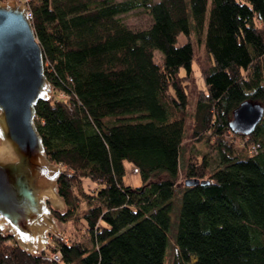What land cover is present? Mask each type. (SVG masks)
<instances>
[{
  "label": "trees",
  "instance_id": "obj_1",
  "mask_svg": "<svg viewBox=\"0 0 264 264\" xmlns=\"http://www.w3.org/2000/svg\"><path fill=\"white\" fill-rule=\"evenodd\" d=\"M24 4L52 88L36 102L34 122L62 168L65 209L53 215L77 220L89 244L61 233L54 261L0 234V264H163L171 229V264H264V0ZM136 7L150 16L145 28L119 16ZM192 32L202 41L198 59ZM193 59L203 86L188 105ZM243 100L263 106L247 134L228 126ZM195 142L202 153H190ZM124 160L141 184L122 181Z\"/></svg>",
  "mask_w": 264,
  "mask_h": 264
},
{
  "label": "water",
  "instance_id": "obj_2",
  "mask_svg": "<svg viewBox=\"0 0 264 264\" xmlns=\"http://www.w3.org/2000/svg\"><path fill=\"white\" fill-rule=\"evenodd\" d=\"M51 92L24 2L0 0V234L28 254L45 250L49 236L61 237L53 211L65 207L56 186L62 168L47 157L34 122L36 102ZM262 113L261 103L243 100L228 126L247 134Z\"/></svg>",
  "mask_w": 264,
  "mask_h": 264
},
{
  "label": "rangeland",
  "instance_id": "obj_3",
  "mask_svg": "<svg viewBox=\"0 0 264 264\" xmlns=\"http://www.w3.org/2000/svg\"><path fill=\"white\" fill-rule=\"evenodd\" d=\"M21 1L24 2V1H28V0H21ZM119 16H120L121 20L131 29L145 28L149 25V23L151 21L149 14L142 7H136V8L130 9L125 13H121ZM183 38L184 37L181 34L179 36V40L181 41ZM190 39L193 41V45H195V48H196L195 58L198 59L202 55H204V52L202 50V41L200 39L196 40V36L193 32L191 33ZM202 86H203V80H202V77L199 73L197 62L195 59H193L192 63H191V79L189 81L188 87L186 88L188 105H192L197 89L202 87ZM51 94H52V92H51ZM227 134H228L227 137L228 138L230 137L229 139H231V140L232 139L236 140L240 137V135H234L233 133L231 134L230 132ZM187 138H188V136H186V138L184 137V139H183L182 150L185 152H187V149H186L187 144L185 142V140ZM202 146L203 145L201 143L195 142L194 144L189 145V151H190V153H192V152L198 153V154L202 153L204 151V147H202ZM186 154H188V153H186ZM123 164H124V174L122 176V181L125 184H128L130 186H136V185L141 184V179H140V176L138 174L136 167L133 166L132 163H130L126 160L123 161ZM177 181L182 182L181 176L178 177ZM82 184L84 187H89L90 190H92L94 188V185L91 184V182H89L88 180H83ZM173 200H174V206H173V209L169 213L170 221H172L174 219L175 210L178 209V207H179V204H180L179 194L175 195ZM64 209H65V207H64ZM57 223H58L60 233H64V235L68 236L69 238L79 239V240L85 242L86 244H89L88 238L84 234L85 230L83 227L79 226V223L77 220L69 219V220L61 221V222L58 221ZM55 238H56L55 236H49L50 242H53L56 245ZM48 246L50 247V243H49V245L47 244L46 250H48L47 249ZM176 252H177V250H176V246L172 240V229H171L168 231V242L165 246L163 264H171L174 257L176 256ZM193 260H194V257L191 255L189 262L192 263Z\"/></svg>",
  "mask_w": 264,
  "mask_h": 264
},
{
  "label": "built area",
  "instance_id": "obj_4",
  "mask_svg": "<svg viewBox=\"0 0 264 264\" xmlns=\"http://www.w3.org/2000/svg\"><path fill=\"white\" fill-rule=\"evenodd\" d=\"M29 14V12H28ZM249 151H255L256 150V145L255 144H251L249 149ZM65 240V239H64ZM50 243V247L48 246V252H49V257L54 260V261H58L59 257H60V251L57 248V245H55L53 242H50V240L48 239V245Z\"/></svg>",
  "mask_w": 264,
  "mask_h": 264
}]
</instances>
